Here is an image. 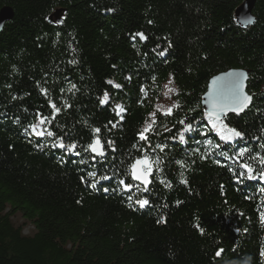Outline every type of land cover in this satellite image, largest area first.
Listing matches in <instances>:
<instances>
[{
	"label": "trees",
	"instance_id": "16d2710c",
	"mask_svg": "<svg viewBox=\"0 0 264 264\" xmlns=\"http://www.w3.org/2000/svg\"><path fill=\"white\" fill-rule=\"evenodd\" d=\"M243 1L0 0L13 12L0 30V264H264V0L247 27ZM229 68L247 70L252 102L223 118L242 133L225 141L201 99ZM94 128L102 157L85 151ZM144 154L147 192L128 171Z\"/></svg>",
	"mask_w": 264,
	"mask_h": 264
},
{
	"label": "snow or ice",
	"instance_id": "6c2138e0",
	"mask_svg": "<svg viewBox=\"0 0 264 264\" xmlns=\"http://www.w3.org/2000/svg\"><path fill=\"white\" fill-rule=\"evenodd\" d=\"M246 23H254L251 19L247 20ZM141 39H146L143 33H137ZM163 54V53H162ZM72 63H75V61H72ZM234 75L235 78L223 81L222 78L218 77L217 79L212 81V90L207 94L208 99L206 103L209 105V110L205 113L207 118L211 121L213 129L217 131L218 134L222 136V139L225 141H232L234 138H239L242 136V133L237 131L235 128L228 127L224 121L223 117L226 115L227 112L232 111L235 113L242 112L244 109H246L249 104L252 102V96L248 95L244 91V79H246V74L240 73V74H231ZM111 83V81H109ZM172 81L169 80V84H171ZM116 87H120L119 85H116ZM167 87V86H166ZM72 88H75V85L72 86ZM41 91L44 94H47L46 89H41ZM71 91V89H69ZM141 91L144 92V89L141 88ZM169 92H175L174 88H169ZM147 93L145 92V96ZM109 97L107 93H105L103 99L100 101L101 104H104L108 101ZM50 106L54 109L55 113L60 112V108H58L54 103L49 102ZM179 103L174 104L172 107L167 109V111L162 112V115L170 116L173 114V110L179 108ZM119 110L117 112V115H119L121 112L124 111L122 107H119ZM39 115V114H38ZM151 116V122L145 121V127L141 129V131L137 134L139 140L141 141H148L149 140V133H152L155 131L154 126L156 125V112L150 113ZM55 117L53 116V119ZM48 120L47 117H43L40 119V124L45 123ZM111 123V122H110ZM179 123L184 124V121L181 120ZM115 126V125H113ZM33 131L36 130L38 125H32ZM192 125L186 124L185 125V131H191ZM167 131H170V129H166ZM94 138L90 144L85 148V151H91L92 153L96 154L97 156H104V145L102 144L101 139L99 138L100 129L94 128L93 130ZM38 136H43V132H37ZM48 136L54 135L52 132L47 133ZM180 140H184V136H180ZM60 148H68L69 150H74L76 148V144H71L66 146L63 142L56 145ZM109 146H111V142H109ZM134 147H136L134 145ZM156 147H161L160 145H156ZM261 147H264V145H261ZM161 151H163V148H161ZM239 155L243 156L244 152H240ZM95 159V156L93 157ZM253 159H256V157H253ZM259 161L262 165H264V157H260ZM181 166L183 167V164L181 163ZM245 169H247V172L250 174L252 173L253 169L250 165H243ZM131 175V179L138 181L141 185H143V191H148V185L151 182L149 177L151 176L153 172V161L151 158L144 154L138 158L135 159V161L130 165V168L128 169ZM90 176H94V173H89ZM262 176H264V172L261 173ZM182 183H187L186 180L183 179V174H181ZM251 178V177H250ZM102 179H109L108 177H103ZM121 185H124V187L128 190L131 189V184H125L124 180L119 181ZM96 185L93 184L92 187H95ZM167 187H171L170 184L166 185ZM107 190V189H106ZM139 206L141 208H144L149 204L148 199H140L137 201ZM261 221L264 222V213L261 214ZM217 255H220L219 252H217ZM261 255L264 256V251L261 252Z\"/></svg>",
	"mask_w": 264,
	"mask_h": 264
},
{
	"label": "water",
	"instance_id": "95a60500",
	"mask_svg": "<svg viewBox=\"0 0 264 264\" xmlns=\"http://www.w3.org/2000/svg\"><path fill=\"white\" fill-rule=\"evenodd\" d=\"M254 3H255V0H244L235 9L234 15H235V19H236L237 24H239L240 26H243V27H247V26L252 24V23H246V21L249 20V19L254 21V17L252 15V9L254 7ZM59 12H60L59 10H56L55 13L53 14L54 19L56 21H58V22L61 21ZM12 16H13V12H12L10 7H2L0 9V30L2 29L3 24L6 21H9L12 18ZM240 73L246 74V79H244V81H243V83H244V91L246 92V87H247L246 82H247L248 72L245 69L229 68V69H227L225 71H222V72H220V73H218L216 75H213L212 77H210L208 79V82H207V85H206V90L203 93L202 99H201V107H202L204 113H206L209 110V105L206 103V101L208 99L207 94L212 90V87H213L212 86V81L217 79L218 77L222 78L223 81H227V80L235 78L234 75H231V74H240ZM246 109H244L242 112H239V113H235V112L229 111V112L226 113L225 116H227L229 114H242ZM94 155L97 156L96 154H94ZM149 179H150V177H149ZM133 181L138 183L139 185H141L138 181H135V180H133ZM141 186L143 187V185H141Z\"/></svg>",
	"mask_w": 264,
	"mask_h": 264
},
{
	"label": "rangeland",
	"instance_id": "374dc122",
	"mask_svg": "<svg viewBox=\"0 0 264 264\" xmlns=\"http://www.w3.org/2000/svg\"><path fill=\"white\" fill-rule=\"evenodd\" d=\"M169 97H170V93H169V94H167V96L165 97V99H164L162 102H163V103H164V102H165V103H166V102H168V101H169V100H168V99H169ZM168 105H170V103H169V104H167V109H169V108H170ZM40 119H41V118H40V117H38V122L35 124V125H38V127H40ZM38 127H37V128H38ZM220 137L222 138V136H221V135H220ZM29 229H30V226H27V227H25V228H24V231H23V232H24V233H27Z\"/></svg>",
	"mask_w": 264,
	"mask_h": 264
}]
</instances>
